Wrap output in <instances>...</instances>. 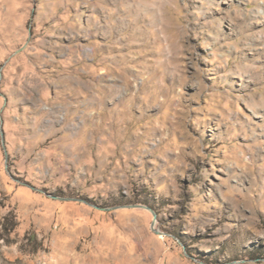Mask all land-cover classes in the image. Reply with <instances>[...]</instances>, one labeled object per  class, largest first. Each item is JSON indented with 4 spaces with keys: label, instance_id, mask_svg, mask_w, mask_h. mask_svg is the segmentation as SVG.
<instances>
[{
    "label": "rangeland",
    "instance_id": "374dc122",
    "mask_svg": "<svg viewBox=\"0 0 264 264\" xmlns=\"http://www.w3.org/2000/svg\"><path fill=\"white\" fill-rule=\"evenodd\" d=\"M0 124V264H264V0H0Z\"/></svg>",
    "mask_w": 264,
    "mask_h": 264
},
{
    "label": "crops",
    "instance_id": "0c3cea01",
    "mask_svg": "<svg viewBox=\"0 0 264 264\" xmlns=\"http://www.w3.org/2000/svg\"><path fill=\"white\" fill-rule=\"evenodd\" d=\"M125 247L128 253L120 255V258L122 259L121 261H123L122 263L124 264H144V262L146 261V254L144 253V251L142 253H139V248H138L139 244L137 245L135 243H131V244L128 243L127 245H125ZM142 247L144 246L142 245ZM103 258L105 259V256ZM96 260L100 262L101 259L97 258Z\"/></svg>",
    "mask_w": 264,
    "mask_h": 264
},
{
    "label": "water",
    "instance_id": "95a60500",
    "mask_svg": "<svg viewBox=\"0 0 264 264\" xmlns=\"http://www.w3.org/2000/svg\"><path fill=\"white\" fill-rule=\"evenodd\" d=\"M0 128H2V125L0 124ZM2 130V129H1ZM3 134V132H2ZM7 154V153H6ZM51 197L53 198H58V199H62V200H68V199H74V200H80V201H83V202H86L85 200L83 199H80V198H72V197H64V196H56V195H52V194H49ZM121 207H141V208H146L148 210H150L152 213H153V216H154V220L152 222V228L155 230V232L161 234V231L156 229L155 227V224H156V212L152 209L151 206L147 205V204H128V205H120V206H113V207H101L102 210H111V209H116V208H121Z\"/></svg>",
    "mask_w": 264,
    "mask_h": 264
},
{
    "label": "bare ground",
    "instance_id": "6f19581e",
    "mask_svg": "<svg viewBox=\"0 0 264 264\" xmlns=\"http://www.w3.org/2000/svg\"><path fill=\"white\" fill-rule=\"evenodd\" d=\"M258 105H261L262 106L263 105V101L260 100ZM258 105L256 104V106H258Z\"/></svg>",
    "mask_w": 264,
    "mask_h": 264
}]
</instances>
